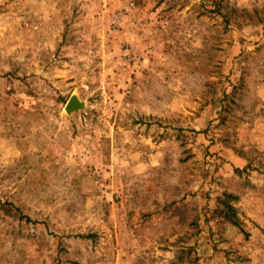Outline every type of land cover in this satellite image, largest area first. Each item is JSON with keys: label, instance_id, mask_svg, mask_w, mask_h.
Listing matches in <instances>:
<instances>
[{"label": "rangeland", "instance_id": "obj_1", "mask_svg": "<svg viewBox=\"0 0 264 264\" xmlns=\"http://www.w3.org/2000/svg\"><path fill=\"white\" fill-rule=\"evenodd\" d=\"M0 264H264V0H0Z\"/></svg>", "mask_w": 264, "mask_h": 264}, {"label": "water", "instance_id": "obj_2", "mask_svg": "<svg viewBox=\"0 0 264 264\" xmlns=\"http://www.w3.org/2000/svg\"><path fill=\"white\" fill-rule=\"evenodd\" d=\"M84 108V102H81L78 97L72 96L65 106V111L68 115H71L72 113H77L81 110H84Z\"/></svg>", "mask_w": 264, "mask_h": 264}, {"label": "trees", "instance_id": "obj_3", "mask_svg": "<svg viewBox=\"0 0 264 264\" xmlns=\"http://www.w3.org/2000/svg\"><path fill=\"white\" fill-rule=\"evenodd\" d=\"M230 198H233V197H230ZM226 206H227V208L229 210V213H230V220H231V222H233V224L235 226L239 227V224L234 221V217H233V216H235V209H234V207L231 206V205H226ZM27 220L30 221V219H28V218H27Z\"/></svg>", "mask_w": 264, "mask_h": 264}]
</instances>
